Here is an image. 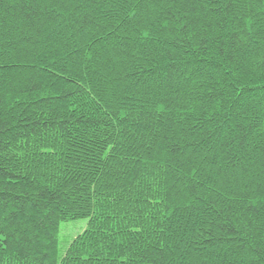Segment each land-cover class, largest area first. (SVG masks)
I'll use <instances>...</instances> for the list:
<instances>
[{"label": "trees", "instance_id": "16d2710c", "mask_svg": "<svg viewBox=\"0 0 264 264\" xmlns=\"http://www.w3.org/2000/svg\"><path fill=\"white\" fill-rule=\"evenodd\" d=\"M0 264H264V0H0Z\"/></svg>", "mask_w": 264, "mask_h": 264}, {"label": "rangeland", "instance_id": "374dc122", "mask_svg": "<svg viewBox=\"0 0 264 264\" xmlns=\"http://www.w3.org/2000/svg\"><path fill=\"white\" fill-rule=\"evenodd\" d=\"M87 219L64 222L59 229V252L64 254L69 244L87 227Z\"/></svg>", "mask_w": 264, "mask_h": 264}]
</instances>
